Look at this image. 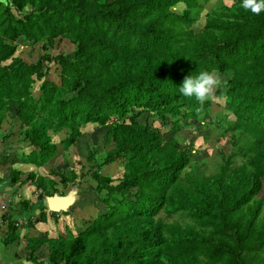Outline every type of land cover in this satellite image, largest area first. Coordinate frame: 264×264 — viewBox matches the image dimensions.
<instances>
[{"label":"trees","instance_id":"16d2710c","mask_svg":"<svg viewBox=\"0 0 264 264\" xmlns=\"http://www.w3.org/2000/svg\"><path fill=\"white\" fill-rule=\"evenodd\" d=\"M207 3L0 0V124L6 117L18 122L28 150L16 164L29 167L22 179L21 167H10L7 178L10 186L29 182L37 191L35 202L18 201L22 212L33 204L37 210L20 218L21 224L14 213H1L2 245L17 239L20 225L68 213L70 207L47 214L43 201L66 192L57 183L75 187L76 172L54 170L49 177L40 171L59 150L77 143L81 125L91 123L103 127L106 149L98 154L90 148L82 173L105 209L75 234L66 227L55 235L24 233L27 260L264 264V12H246L240 0L219 1L194 28ZM56 39L72 47L48 53ZM19 41L39 45L43 53L25 62L14 55ZM49 63L57 66V82L47 78ZM203 70L224 75L215 96L225 98L231 120H212L210 99L201 106L179 92L186 76ZM197 118L221 136L230 133L228 152L220 151L209 174L194 160L192 145L175 136ZM61 130L63 137L51 141ZM7 138L0 132V142ZM13 158L4 154L0 160L12 165ZM111 163L122 168L116 180L100 172Z\"/></svg>","mask_w":264,"mask_h":264},{"label":"rangeland","instance_id":"374dc122","mask_svg":"<svg viewBox=\"0 0 264 264\" xmlns=\"http://www.w3.org/2000/svg\"><path fill=\"white\" fill-rule=\"evenodd\" d=\"M223 2L228 5L231 3V0H209V3L204 5V7L199 11V18L196 24H194V28H199L200 24L203 22L204 14L207 12L209 8L215 9V5L217 2ZM179 8V6H177ZM72 45L66 40H55L54 46L52 49H48V53H53L55 50H70ZM43 50L39 48V45H34L29 47L19 41V45L17 47L14 55H18L25 62L34 61L37 56L41 55ZM48 74L47 78L53 79L57 82V66L54 63H49L47 65ZM222 81L225 78L223 74H219ZM33 95H37V82L34 83L33 86ZM225 98L221 95L219 97L213 96L210 98V117L213 120H218L222 118L224 115L226 116V120H231L232 115L225 110L223 103ZM145 118V112L141 113L138 119L143 122ZM191 127L184 128L183 130H179L176 132L175 136L179 139L180 142L187 143L192 145V150L195 152L196 156H194V160L198 164H202L201 167L204 173L209 174L215 170L217 163L220 161V151L225 153L229 150V137L230 133H225V135H219L217 129L213 125H209L208 127L203 126V124L197 119L190 120ZM183 124V123H182ZM164 129L166 127H163ZM82 135L77 140V143L70 147L68 150L61 151L59 150L52 158L47 161V165H44L41 169V174L52 177L49 171L59 170V171H67L70 169H74L77 174V184L75 187L67 185L66 188L62 189L61 185L57 183L56 187L58 190H69L70 188H76L77 195L75 202L70 206L69 211L66 215L60 214L56 221H53L51 218L47 219L44 224L39 225L40 231L45 228L49 234L55 235L58 231L59 233H63L64 227L71 230L73 234L76 233L80 228L83 227V224L86 220L92 218L96 212H103L105 209V205L100 203L98 200L97 194L92 190L94 185L93 181H91L86 173H82L86 169V159L87 153H89L90 148L97 149L96 151L101 152L106 148L102 145V139L104 134V129L101 126H96L95 124H83L79 127ZM0 132L6 133L8 138L4 142H0V159L4 156V154L14 155L15 163L10 165L8 162H4L0 160V180H7L8 170L10 167L20 166L18 163L19 156L22 152L27 151L28 148L25 146V141H22L21 137L18 136V122L16 120L11 119L10 117H6L2 120L0 124ZM63 130L51 135V141L57 142L59 138L63 137ZM21 142L22 145L19 144ZM58 146V145H57ZM108 147V146H105ZM59 149V146H58ZM192 152V153H193ZM62 153V154H61ZM99 157V156H98ZM238 158H235V162H238ZM83 165L84 168L80 169V165ZM28 165L26 167H21L24 173L21 174L20 179H22L25 175V170H28ZM31 168V166H30ZM122 168L120 164L111 163L108 165H102L100 168V172L110 176L113 180L119 177ZM38 172V171H37ZM81 172V174H80ZM80 174V175H79ZM57 179V177H54ZM31 184L29 182H25L18 185H13V188L19 192L17 187H20L21 196L19 199H26L32 196L31 200L33 202L36 201V191L28 189ZM16 194V193H15ZM17 198V197H16ZM44 202V201H43ZM19 207V206H18ZM31 208L28 209V211ZM27 212L16 213V216H20L21 218H25ZM163 212L159 213V216H162ZM164 217V216H163ZM177 216H173L176 218ZM259 217L264 218V202L261 209V213ZM172 218V219H173ZM23 228L26 229L24 226ZM57 229V231L55 230ZM37 231H30L29 233H35ZM39 234V233H37ZM41 235V234H39ZM24 241H21L23 244ZM1 246V243H0ZM44 246L40 248L38 254L39 257H42L44 250ZM45 251V250H44ZM6 256V254H4ZM19 264L20 262H15ZM33 264V263H32Z\"/></svg>","mask_w":264,"mask_h":264},{"label":"crops","instance_id":"0c3cea01","mask_svg":"<svg viewBox=\"0 0 264 264\" xmlns=\"http://www.w3.org/2000/svg\"><path fill=\"white\" fill-rule=\"evenodd\" d=\"M19 165V164H18ZM18 185V184H15ZM20 185V184H19ZM17 189H19V192H17L13 186H10L8 183V178L7 180H0V238L3 237V232L6 229L5 226V221H3L1 219V213H3L4 211L8 210L10 211V213H14L16 220L20 219V216H16V213H21L22 209H21V205L19 204V202L22 200H16L19 199L21 196V191H20V187H17ZM28 189L34 190V186L31 185L30 187H28ZM16 193V194H15ZM37 194V191H36ZM35 194V197H36ZM17 197V198H16ZM32 196H30L29 198H26L28 200H30L31 202H33V200H31ZM19 206V207H18ZM30 210L27 211V214H31L32 212H36V207L35 204L30 206ZM46 213L48 214L49 211H47V209H45ZM48 219V218H47ZM39 225H41V223H36L35 225H33V227H29V228H23L24 225H20L19 228L17 229V234L18 237L16 240H14L13 242L6 244V245H2L0 246V264H16L15 262H20L19 264H32V262L30 260L26 259V250L24 249V243H25V239L23 237V234L30 231H37L36 235L40 236L39 234H42L43 232H47L45 230V228L43 230L40 231L39 229ZM56 230V229H55ZM39 233V234H37ZM21 241H24L23 244H21ZM4 254H6V256H4Z\"/></svg>","mask_w":264,"mask_h":264},{"label":"clouds","instance_id":"9594fccd","mask_svg":"<svg viewBox=\"0 0 264 264\" xmlns=\"http://www.w3.org/2000/svg\"><path fill=\"white\" fill-rule=\"evenodd\" d=\"M234 2L235 0H233ZM239 7L246 12L259 15L264 12V0H240ZM222 85L223 81L218 72L203 70L196 75L186 76L179 92L182 96L194 99L199 105L203 106Z\"/></svg>","mask_w":264,"mask_h":264},{"label":"water","instance_id":"95a60500","mask_svg":"<svg viewBox=\"0 0 264 264\" xmlns=\"http://www.w3.org/2000/svg\"><path fill=\"white\" fill-rule=\"evenodd\" d=\"M76 198L75 188H70L65 193H53L44 197V203L49 212H65L74 203Z\"/></svg>","mask_w":264,"mask_h":264},{"label":"built area","instance_id":"2783aa9c","mask_svg":"<svg viewBox=\"0 0 264 264\" xmlns=\"http://www.w3.org/2000/svg\"><path fill=\"white\" fill-rule=\"evenodd\" d=\"M21 223H22V219H17L15 224H16V225H19V224H21Z\"/></svg>","mask_w":264,"mask_h":264}]
</instances>
